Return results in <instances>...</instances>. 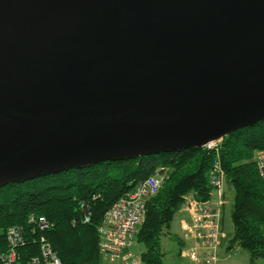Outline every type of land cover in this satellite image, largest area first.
Here are the masks:
<instances>
[{
  "label": "water",
  "instance_id": "water-1",
  "mask_svg": "<svg viewBox=\"0 0 264 264\" xmlns=\"http://www.w3.org/2000/svg\"><path fill=\"white\" fill-rule=\"evenodd\" d=\"M263 120L264 0H0V187Z\"/></svg>",
  "mask_w": 264,
  "mask_h": 264
},
{
  "label": "trees",
  "instance_id": "trees-1",
  "mask_svg": "<svg viewBox=\"0 0 264 264\" xmlns=\"http://www.w3.org/2000/svg\"><path fill=\"white\" fill-rule=\"evenodd\" d=\"M261 149L264 120L224 137L219 149L227 196L233 194L232 241L249 252L252 262L264 258V180L253 160ZM216 158L215 149L189 148L102 162L1 186L0 252L8 250V228L21 226L26 232L24 244L17 248L14 264H38L31 260L39 254L40 232H32L28 222L34 214L45 216L51 223L45 235L62 264H100L98 226L105 213L137 183L159 172L166 178L147 202L137 243L144 246V264H166L163 237L181 210L184 196L210 198L209 173ZM81 202L90 205L89 223L82 222L85 210L79 208Z\"/></svg>",
  "mask_w": 264,
  "mask_h": 264
},
{
  "label": "built area",
  "instance_id": "built-area-1",
  "mask_svg": "<svg viewBox=\"0 0 264 264\" xmlns=\"http://www.w3.org/2000/svg\"><path fill=\"white\" fill-rule=\"evenodd\" d=\"M222 139L204 146L215 149L217 158L209 173L212 187L208 200H200L191 194L184 196L181 210L188 216L181 220V237L187 244L181 248L180 256L188 262L185 264H218L219 250L225 232L222 228V208L228 202L225 172L221 164L219 149ZM253 160L261 178L264 180V149L258 150ZM166 176L155 173L136 184L135 188L117 200L105 213L98 226L100 251L102 255L121 259V264H144L141 254H135L132 247L137 242L140 226L146 218L147 202L162 187ZM80 209L85 210L83 223L91 221L90 205L81 202ZM33 224L32 232H40L37 239L39 254L32 257L33 263L62 264V260L47 239L45 231L51 223L45 216H32L28 219ZM25 230L21 226H11L7 230L8 250L0 252L2 264H14L18 258L17 248L24 244Z\"/></svg>",
  "mask_w": 264,
  "mask_h": 264
},
{
  "label": "rangeland",
  "instance_id": "rangeland-1",
  "mask_svg": "<svg viewBox=\"0 0 264 264\" xmlns=\"http://www.w3.org/2000/svg\"><path fill=\"white\" fill-rule=\"evenodd\" d=\"M227 200L230 202L227 204L226 211H225V227L227 230L231 229V217H230V210L232 207L233 203V194L228 193ZM185 214L183 211H181V214ZM175 217L174 222L172 223V227L170 230L167 231L165 236L163 237V250L165 252V257L164 261L166 264H185L186 259L182 258L180 256V237L181 234H179V221H180V216L178 215ZM32 216V215H30ZM29 216V217H30ZM36 216V215H34ZM38 217V216H37ZM29 219V218H28ZM30 228H33L34 225L30 224ZM182 238V237H181ZM144 250V246L142 244H139L136 242V244L132 247V251L135 254H141L142 251ZM100 264H121V259H114L110 256H105L101 254V263ZM253 264H264V259H258Z\"/></svg>",
  "mask_w": 264,
  "mask_h": 264
},
{
  "label": "crops",
  "instance_id": "crops-1",
  "mask_svg": "<svg viewBox=\"0 0 264 264\" xmlns=\"http://www.w3.org/2000/svg\"><path fill=\"white\" fill-rule=\"evenodd\" d=\"M229 202L230 200L228 201V203ZM227 204H225L224 207L222 208V228L226 236L225 238H223L222 244L219 250L218 264H253V262L250 260L249 252L241 248L239 245H237V243H234L232 241V238L234 235V224H233L232 217H231L232 207L230 210V217H231V222H232L231 229L227 230L225 227V211H226ZM181 211L182 210H180L178 214L180 216V221H179V232L180 233L179 234L182 233L181 226H180L181 220L188 217L186 214H183V213L180 215ZM171 227H172V224H171ZM171 227L169 228V230L171 229ZM179 243H180L181 248L187 244V242L184 241L181 237H180ZM181 248H180V251H181ZM187 262L188 261L186 260V263Z\"/></svg>",
  "mask_w": 264,
  "mask_h": 264
},
{
  "label": "bare ground",
  "instance_id": "bare-ground-1",
  "mask_svg": "<svg viewBox=\"0 0 264 264\" xmlns=\"http://www.w3.org/2000/svg\"><path fill=\"white\" fill-rule=\"evenodd\" d=\"M99 234V233H98ZM99 240H100V236H99Z\"/></svg>",
  "mask_w": 264,
  "mask_h": 264
}]
</instances>
